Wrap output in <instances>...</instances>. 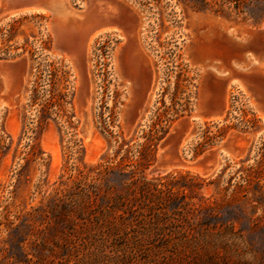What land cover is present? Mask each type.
Wrapping results in <instances>:
<instances>
[{
  "label": "rangeland",
  "instance_id": "1",
  "mask_svg": "<svg viewBox=\"0 0 264 264\" xmlns=\"http://www.w3.org/2000/svg\"><path fill=\"white\" fill-rule=\"evenodd\" d=\"M67 2L87 40L0 0V264H264V5ZM106 168L171 186V240L106 235L116 173L68 198ZM177 229L208 235L177 245Z\"/></svg>",
  "mask_w": 264,
  "mask_h": 264
},
{
  "label": "trees",
  "instance_id": "2",
  "mask_svg": "<svg viewBox=\"0 0 264 264\" xmlns=\"http://www.w3.org/2000/svg\"><path fill=\"white\" fill-rule=\"evenodd\" d=\"M187 5H190L197 11H205L213 9L216 12L223 13L225 7L233 8L237 13L245 12L253 1L264 5V0H178ZM116 173L121 177V184L125 193L114 192L115 187L108 186V193L111 196H105L109 200L107 209H104V216H109L114 219L115 223L106 230V235H122L129 236L133 233L135 237L149 239L153 238H170L171 240V214L167 208L163 206V202L170 199L173 193L171 186L163 182V178L155 177L147 179L145 176L136 178L134 172H124L122 170H106L98 171L96 181L79 182L76 184V191L68 194L78 207H83L86 200L94 199L98 194L100 183L98 181L107 182L108 179ZM210 208L207 204L205 209ZM182 214V211H177ZM126 215H130V220H127ZM111 221V220H109ZM175 242L177 245L182 243L193 244L200 240H204L208 235L207 232H202L200 237L193 235L186 229L176 230Z\"/></svg>",
  "mask_w": 264,
  "mask_h": 264
},
{
  "label": "bare ground",
  "instance_id": "3",
  "mask_svg": "<svg viewBox=\"0 0 264 264\" xmlns=\"http://www.w3.org/2000/svg\"><path fill=\"white\" fill-rule=\"evenodd\" d=\"M48 4H49V7L33 6L32 8H29V9L31 11H42V12H45L47 14H51V17H52L51 18V26H52L53 32H54L55 36L58 38L59 42L72 43L76 38H78V36L82 37V35H83V38H85L87 40L89 34L92 31H95L96 29H98L97 27L84 28L83 29L84 32H82L83 33L82 34L81 31L83 28L82 26H83L85 13H79L77 10H74L69 5L67 0H49ZM53 12H55V13L53 14ZM94 13H96V12H94ZM91 14H93V12ZM87 20L90 21L89 19H87ZM95 21H96V19H95ZM95 21H94V23H95ZM91 23H92V21H91ZM87 25H88V23H87ZM102 30H104V29H102ZM102 30H99V31H102ZM258 71L260 74H262V75L264 74V64H262L261 67L259 66ZM253 75H254V73H253ZM249 79H250V77H249ZM255 89H256V87H255ZM261 95L264 96L263 91H262ZM261 95L259 97H261ZM261 98H263V97H261ZM263 100H264V98H263Z\"/></svg>",
  "mask_w": 264,
  "mask_h": 264
},
{
  "label": "water",
  "instance_id": "4",
  "mask_svg": "<svg viewBox=\"0 0 264 264\" xmlns=\"http://www.w3.org/2000/svg\"><path fill=\"white\" fill-rule=\"evenodd\" d=\"M32 4H34L35 6H40V7H49V0H29ZM55 12H53L54 14ZM87 18V14L85 13L84 15V19ZM259 60L260 62H262V64H264V53L262 55L259 56ZM81 132L84 136L87 135L88 132V122H87V118H84L83 121V125L81 127ZM167 168V162L162 160L160 165L158 166V169L164 170Z\"/></svg>",
  "mask_w": 264,
  "mask_h": 264
},
{
  "label": "flooded vegetation",
  "instance_id": "5",
  "mask_svg": "<svg viewBox=\"0 0 264 264\" xmlns=\"http://www.w3.org/2000/svg\"><path fill=\"white\" fill-rule=\"evenodd\" d=\"M263 94H264V87H263ZM89 131H90V130H89V126H88V132H87V135H86V136L83 135V138H84V139L88 136ZM89 140H90V139H89Z\"/></svg>",
  "mask_w": 264,
  "mask_h": 264
}]
</instances>
